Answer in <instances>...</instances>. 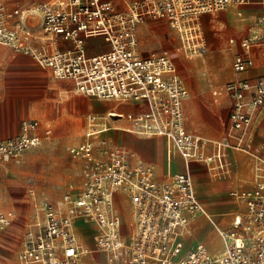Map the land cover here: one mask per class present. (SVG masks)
Returning a JSON list of instances; mask_svg holds the SVG:
<instances>
[{"label":"built area","instance_id":"1","mask_svg":"<svg viewBox=\"0 0 264 264\" xmlns=\"http://www.w3.org/2000/svg\"><path fill=\"white\" fill-rule=\"evenodd\" d=\"M249 2L134 0L127 11L118 12L112 0H48L36 9H8L0 0V47L29 56L55 79L75 82L85 96L145 105L141 113L107 117L125 118L131 124L128 131L137 135L165 138L170 151L178 152L186 164H205L215 175L225 168L227 142L210 141L187 129L184 104L190 93L177 63L168 53L144 58L138 28L169 22L180 36L181 51L192 58L205 50L203 14ZM31 14L41 16L40 32L27 24ZM98 38L109 50L90 55L88 44ZM61 42L70 46L60 49ZM256 44H264V30L241 41L243 52L233 63L236 73L254 66L251 50ZM215 94L232 98L233 147L255 163L253 187L232 196L241 210L229 229L217 227L224 245L219 256L204 244L184 252L183 237L191 220L200 214L208 217L192 176L180 173L159 181L155 166L132 164V154L104 136L110 125L90 116L84 141L70 148L72 157L81 161L79 188L57 203L44 200L27 229L17 264H86L76 230L80 221L94 226L96 252L105 264H264V140L257 142L254 133L255 114L264 107V77L229 82ZM39 127L37 120L24 121L19 136L0 141V168L41 143ZM119 192L132 204L134 224L128 234L121 231ZM14 218L11 211L0 212V234Z\"/></svg>","mask_w":264,"mask_h":264},{"label":"crops","instance_id":"2","mask_svg":"<svg viewBox=\"0 0 264 264\" xmlns=\"http://www.w3.org/2000/svg\"><path fill=\"white\" fill-rule=\"evenodd\" d=\"M1 1L7 4L6 0H1ZM17 1L27 5V4H36L42 1H44L45 3L48 0H24V1L17 0ZM132 1L134 0H112L118 12L127 11L129 3H131ZM15 7H19L21 9L26 8V7L22 8V6H20L18 3H14L13 8ZM41 21L42 19L39 14H31L26 20L27 24L30 27H32L33 29L39 32L41 31L40 30ZM200 22L204 37L207 43L209 44V47L211 48L212 52H216L217 54L214 57L215 60L209 64L210 70L215 75L216 80L209 81L206 80L205 78L199 77L197 79L198 81L197 85L199 87H194V83L192 82L193 79H191V77L187 79L188 84L186 83V86L188 90H189L188 86H190L192 91V96H189V98L186 100L184 104L188 115V123H186V127L188 130L189 129L197 130V131H192V130L189 131L197 133L202 137L210 141H213L209 137H214L215 134L204 125V123L206 124V119L204 118H208L209 116L213 115V113L216 110V106L213 103V97H212L213 89L217 85L219 86L223 85L222 83L225 82L227 84L232 81H238L243 79H249L254 81L259 77H264V44H256L253 46L251 50V56L254 60V66L248 71L243 73H236L235 70L232 71V69H230L229 67V59L232 58L233 54L236 53L234 55V59H235V56L237 54L243 52L240 45L242 39H237V38H241L244 36L248 38L264 30V0H250V2L247 5H243V6L231 5L224 11L215 12L214 14H211L210 16L205 18L204 21L201 16ZM203 22H205V25ZM147 24H154L156 26L164 28L167 22L157 21V22H148ZM144 28L145 27L142 28L140 27V29H144ZM231 36L235 38L230 39L229 42V37ZM138 38H139V34H138ZM232 40H234L235 43H232L231 42ZM69 46L70 43L61 42L59 48L66 49ZM204 48H205V40H204ZM107 50H109V45L106 44L100 38L93 39L88 44V53L90 55H97ZM140 52L141 55L143 56L141 48H140ZM7 56H10L12 59H15L20 64H24L27 68L26 70L33 71L34 68L36 67V65L33 62L34 60L29 56L17 53L10 48L1 46L0 60L6 58ZM38 66L41 68L39 71L42 72L43 74L50 73L52 75L50 70L41 67L39 64ZM187 68L189 69L190 67L187 66ZM238 76H241L242 78L239 79ZM53 79L54 80H53L51 98L57 99L60 96L64 97V95H66L65 100L73 101L74 105L72 104L73 107L72 110L70 111L73 117H75L80 113H82L83 116L87 113H90L88 117L96 116L105 120V121L103 120L100 121L102 123H108L111 129L109 132L104 134V136L110 138L115 144L128 150L132 154L131 157L132 164L136 162H142L147 165L155 166L157 179L161 182L170 181L172 175H176L180 173H189L192 176L197 195L201 200L208 214V217L204 214H200L196 218L191 220L188 230L185 236L183 237L184 252L188 253L189 251L194 249L197 245L204 244L212 255L219 256L223 252L224 248L212 250L208 245L207 237L211 234H214L219 240H222L217 231V227H220L221 229L224 230L229 229L235 214L239 210H241L242 208L241 205L237 200H234L232 196L235 190L237 191L249 190L254 185L255 173L253 175H252L253 172L251 173L252 170L250 168V163H249L250 158L246 155H242L237 152H230L229 161H231L230 165L233 167V176L232 177L229 176L226 177L225 179L217 180L212 176L213 174L209 170H207V168L203 164H199V163L186 164L182 159V157L178 154V152H176L175 150L170 151L168 141L165 138L137 135L135 133L128 131V129L131 127V124L125 118L118 119V118L107 117L109 116V114L126 116L127 114L141 113L146 110L145 105L135 102H118L115 100H101L96 97L85 96L80 92H78L75 82L71 80H59V79H55L54 77ZM57 89L63 91L60 92ZM218 96L232 100V98L227 94H222ZM12 106L14 111L12 123L10 125V128L7 129V131L4 128L0 129V141H2L5 137H7V135H9L8 132L10 130L13 136L16 131V127H18L20 121L24 119H31L34 117V113L30 109L26 108V104L22 99L16 98ZM198 107L199 109H201L203 115V119H202L203 124H200V122L195 118L196 115L194 111L198 110ZM260 112H261L260 117H262V114L264 113V107ZM88 117L86 120L85 133L88 128L87 125ZM31 120H35V119H31ZM260 122L263 123V127L261 130H264V115ZM48 129H50L52 132L51 124L47 125L46 135ZM39 130L37 132L38 135H39ZM261 130L258 129L254 123V133L257 142L264 140V135H262ZM85 133L80 143L84 141ZM77 162H79L80 164V171L78 175L80 179L81 161L78 160ZM4 163L6 162H3L1 164V167ZM203 177H205L206 179L203 180L202 179ZM251 177L253 180L250 183V186L241 183L245 178H251ZM200 185L204 187L203 190L201 191L197 190V186ZM67 191L68 190H66L64 194L67 193ZM32 192L35 191L33 189H30L29 194L32 201V208L30 214L31 220L26 225V229L24 232L23 229L20 227V225L14 223L16 220V214L13 210L0 211V212H9V211L13 212L15 214L13 224H16L15 230L13 229L11 230L9 226L0 234V242H2L0 243V257L1 255L11 254L10 257H7L8 259L7 258L2 260L0 259V264L18 263V255L23 248L25 234L27 232L29 225L37 219L38 212L40 211L39 208L42 207L44 200L47 198L51 199L49 197L40 196L39 194L37 195L36 192L35 195H33ZM59 201L57 200L54 202L57 203ZM116 202H117V208L120 211L123 218V222H124L123 225H128L130 227L129 231L125 233L128 234L133 230V224H134L132 204L121 192L117 194ZM76 230L80 239L81 237H83L87 243L89 239L86 240V238L82 236V234L84 233L83 231L84 228L83 227L81 228L80 226L77 227ZM93 233H94V229H93ZM103 264H105V260Z\"/></svg>","mask_w":264,"mask_h":264},{"label":"rangeland","instance_id":"3","mask_svg":"<svg viewBox=\"0 0 264 264\" xmlns=\"http://www.w3.org/2000/svg\"><path fill=\"white\" fill-rule=\"evenodd\" d=\"M6 1V7L8 9H12L14 3H18L22 8L26 7L24 9H32V7L40 6L44 3V1H42L36 4L25 5L17 0ZM211 14L202 16L203 21ZM203 23L205 25V22ZM140 27L145 28L140 29ZM140 27L138 30L139 46L144 58L149 57L152 53H168L177 63L179 72L185 83L188 84L187 79L191 77L194 87H199L197 85V79L199 77L209 81L216 80L215 75L210 70L209 64L215 60L214 57L217 54L216 52H212L209 47L204 37L203 30L202 36L205 40L206 49L202 54L190 58L181 51L180 36L169 22H167L164 28L147 23ZM232 38L235 37H229V42ZM246 38L247 37L244 36L237 39L243 40ZM235 54L236 53L229 59V67L232 71L234 70L233 60ZM0 61V129L4 128L7 131V129L10 128L14 115L12 104L15 102L16 98L22 99L26 104V108L34 113V117L31 119L38 120L41 124L39 130L41 143L20 154L16 160L4 163L0 169V211L13 210L16 214L14 223L20 225L24 232L26 225L31 220L32 201L29 194L30 189H33L37 195L49 197L53 201H59L66 190H68L67 192L78 190L80 185V179L78 177L80 164L77 162L78 160L76 161L70 154V148L82 141L86 130V120L90 113L84 116L80 113L73 117L70 112L74 105L73 101L65 100L66 95H64V97L60 96L57 99L51 98L54 79L50 73L43 74L40 72L39 70L41 68L35 61L32 60L36 65L33 71L26 70L27 68L24 64L18 63L10 56ZM187 66H189L191 70H189ZM238 78L240 79L242 77L238 76ZM222 84L223 85L220 84L221 86L217 85L212 91L213 103L216 106V110L213 115L204 118L206 119V124L204 123V125L215 134L214 137H209L211 140L227 142L226 158L230 152H237L250 158L249 163L253 175L255 173V163L252 157L233 147L236 141L235 133L231 130L230 122L233 100L219 97L215 94V92L220 91L221 87H223L226 82ZM188 87L190 96H192L191 88L190 86ZM59 91L61 92L63 90ZM261 110L262 109L258 110L254 117V123L260 130L263 127V123L260 121L264 115L263 113L262 117H260ZM194 112L196 115L195 118L200 124H203L201 109L198 107V110ZM185 116L186 123H188L186 107ZM31 119L20 121L14 135L12 136L10 130L8 132L9 135L2 141L19 136L21 124ZM48 124L52 126L50 136L46 135ZM261 133L264 135V130H261ZM226 158L224 163H226ZM203 165L208 170V167L205 164ZM212 176L217 180L225 179L229 176L232 177L233 167L231 165L225 167L224 170H220L217 174H213ZM202 179L204 180L206 178L203 177ZM252 180V177L245 178L241 183L250 186ZM203 188L202 185L197 186V190L199 191L203 190ZM236 191L237 190L234 192ZM234 200L236 199L234 198ZM16 224L11 225L9 228L15 230ZM79 225L81 228L83 227L85 229L86 240L89 239V241H87V247L96 252V245L93 240V225L86 221H80ZM207 242L212 250L224 248L222 240H219L214 234L207 237ZM10 256L11 254L1 255L0 259H6ZM96 257L99 260H105L102 254L97 253Z\"/></svg>","mask_w":264,"mask_h":264},{"label":"bare ground","instance_id":"4","mask_svg":"<svg viewBox=\"0 0 264 264\" xmlns=\"http://www.w3.org/2000/svg\"><path fill=\"white\" fill-rule=\"evenodd\" d=\"M37 7L38 6L32 7V9H36ZM205 14H211V13H205ZM205 14H203V15H205ZM229 158L230 157L228 155V157L226 158V165H225V167L226 166H229L231 164V161H229ZM129 229H130V227L128 225H123L122 228H121V231L124 232V233H127L129 231ZM83 231L85 233V229ZM84 233L82 234V236L85 237V234ZM81 251H82V254H83L84 262L86 264H96V263L104 262L103 260L97 259V257H96L97 252H94V251L90 250L87 247V243H86V241H85V239L83 237H81Z\"/></svg>","mask_w":264,"mask_h":264}]
</instances>
